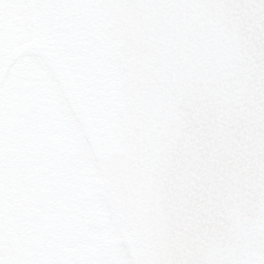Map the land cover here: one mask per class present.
Wrapping results in <instances>:
<instances>
[{
  "label": "snow or ice",
  "instance_id": "snow-or-ice-1",
  "mask_svg": "<svg viewBox=\"0 0 264 264\" xmlns=\"http://www.w3.org/2000/svg\"><path fill=\"white\" fill-rule=\"evenodd\" d=\"M0 264H264V0H0Z\"/></svg>",
  "mask_w": 264,
  "mask_h": 264
}]
</instances>
